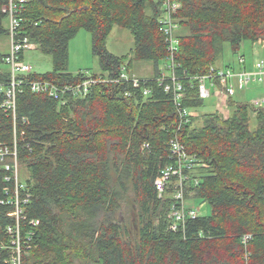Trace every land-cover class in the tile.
I'll use <instances>...</instances> for the list:
<instances>
[{"label": "trees", "instance_id": "1", "mask_svg": "<svg viewBox=\"0 0 264 264\" xmlns=\"http://www.w3.org/2000/svg\"><path fill=\"white\" fill-rule=\"evenodd\" d=\"M179 1L176 74L192 110L205 105L198 76L219 64L227 43L238 54L245 42H264V0ZM162 5L163 0L25 3L20 29L53 61L52 70L29 78L77 80L82 70H69L70 43L82 30L91 33L102 67L90 70L95 75H116L123 65L132 73L134 62L142 60L153 63L154 74L141 77L139 87L131 81L96 84L87 97L64 105L26 85L19 92L16 132L21 165L29 171L21 193H31L23 205V241L34 232L23 264H246V255L249 264H264V107L230 101L232 115L206 113L201 125L192 114L181 140L208 166L194 172L199 184L189 181L187 197L208 203L211 213L189 219L184 231L169 229L171 189L160 197L155 185L172 161L169 142L177 124L173 95L159 81L168 71ZM8 6L9 0H0V35L9 32ZM116 26L129 29L135 40L121 56L108 49ZM4 55L0 82L9 75ZM2 100L0 95V141L12 146L14 121ZM6 174L0 163V264L12 256L7 229L16 225L10 214L15 205L6 202L13 194Z\"/></svg>", "mask_w": 264, "mask_h": 264}, {"label": "built area", "instance_id": "2", "mask_svg": "<svg viewBox=\"0 0 264 264\" xmlns=\"http://www.w3.org/2000/svg\"><path fill=\"white\" fill-rule=\"evenodd\" d=\"M27 0H9L8 6V37L10 47L3 56V63L8 69L9 75L6 81L0 82V95L3 96L1 107L6 113L12 116L14 121L15 139L10 146L6 142L0 141V163L7 170L5 180L13 183L12 197H8L6 202L15 205V210L10 213L16 218V225H10L7 229L11 236L12 256L7 264H23V254L31 247L30 240L34 235L31 232L28 240L23 241L21 221L26 218L24 214V204L31 198V193L21 189L25 188V182L21 180V158L19 153V143L17 139V96L26 85L32 92L45 93L61 104H68L71 99L87 97L94 85L120 84L123 81H131L135 87H139L143 82L142 78L135 73H129L123 65L121 71L113 76L95 75L88 69L80 71L78 78L72 82H55L48 79H31L29 75L35 73L34 65L25 59L28 50L38 48V44L24 35L20 29L21 13ZM181 7L179 0H163L162 29L166 37L168 48L167 67L168 71L159 78L165 90L173 95L176 107V132L170 140L171 162L160 172L155 181V185L160 197L171 189L170 193L174 200L170 212L169 229L175 232L184 231L189 219H194L200 215L201 207L187 197L188 183L194 180V185L199 184V178L194 174L201 168H206L208 164L199 159L196 155L190 154L183 141L181 132L184 127L191 123L192 111L185 105L186 91L183 83L176 74V57L179 50V23L175 15ZM244 56H239V63H244ZM199 89L202 98L212 95V89H222L228 96H234L239 90L246 89L254 83H264V58H259L255 62L253 70L234 69L232 67H221L212 65L206 74L198 76ZM211 85V87L208 86ZM150 93L149 88L144 89V95ZM132 95L131 92H126ZM255 110L264 106V96L255 99L252 103ZM26 122V121H25ZM10 193V189L6 190ZM3 202V201H2ZM34 225L38 221H31ZM250 236H244V241ZM29 241V242H28ZM25 243V245H24ZM2 247H6L3 243ZM247 263L249 264L246 255Z\"/></svg>", "mask_w": 264, "mask_h": 264}, {"label": "rangeland", "instance_id": "3", "mask_svg": "<svg viewBox=\"0 0 264 264\" xmlns=\"http://www.w3.org/2000/svg\"><path fill=\"white\" fill-rule=\"evenodd\" d=\"M6 25L8 26V21H6ZM82 33H87V35L91 36V33L87 30H82ZM83 35V34H82ZM81 39V36H79L78 40H75L76 42ZM86 40V43H81V46H76V42L73 43L72 50H70V59H69V70L73 73L78 72L79 70H93L96 72H101L102 67L100 65L99 59L94 56L92 51V41ZM9 37L8 35H0V52L3 53L7 50V47L9 46ZM135 40L130 32L129 29L123 28L121 26H116L111 33L109 39H108V49L116 54V55H125L131 51V49L134 47ZM239 53H242V48ZM238 54H234L231 50L230 45L227 43L225 45V54H224V60L227 62L228 59L236 57ZM264 58V53L262 56ZM25 59L29 62H31L35 70L37 72L45 73L50 70H52L53 67V61L52 56L49 54L43 53L39 48L34 50H28L25 53ZM147 65H153L150 61H135L133 66V71L139 77H145V76H152L154 74L153 69L148 70L146 67ZM152 67V66H151ZM162 67L165 68V65L162 64ZM209 87H211L210 84H208ZM213 90V89H212ZM222 95H226V93L221 90ZM219 93V91H217ZM228 97V96H227ZM217 96L212 93V95L208 98H205V105L192 109V114L198 117L195 125H201V117L203 114L210 113L216 111L215 104L217 102ZM233 108L230 111H225L226 115H232ZM255 121H251L252 128L255 127ZM29 176V171L26 167L21 165V180L24 181ZM199 207H201L200 214L201 215H207L211 213V207L208 203H197Z\"/></svg>", "mask_w": 264, "mask_h": 264}, {"label": "crops", "instance_id": "4", "mask_svg": "<svg viewBox=\"0 0 264 264\" xmlns=\"http://www.w3.org/2000/svg\"><path fill=\"white\" fill-rule=\"evenodd\" d=\"M79 36H81V39H79V41L76 42L75 40H78ZM87 39L92 41V36L87 35V33H82V31H80L79 34L71 41L70 50H72V46H73L74 42H76V44H77L76 46L78 47L79 45L81 46V43H86ZM9 47H10V42H9V46L7 47V50L5 52H3L2 54H6L9 50ZM263 53H264V42L263 43L245 42L242 46V53H238V55H236V57L234 56L233 58L228 59L227 62L224 60V55H223V57L219 61V64H217V65L221 66V67H227L229 65L230 67L237 69V70H239V69L253 70L255 67L256 60H258L259 58H263V57H261ZM241 55L244 56V58H245V62L242 64L239 63V56H241ZM119 56H121V55H119ZM151 66L147 65L146 68L148 70L153 69V71H154V65H151ZM163 71H164V69H163ZM75 73H77V72H75ZM132 73H135V71H133V69H132ZM147 77H150V76H145L142 78H147ZM221 90L222 89H215V88H213V90H212V93L217 96V98H216L217 102L215 104V109H216V111L222 112L225 117H229V115L225 114V111H230L232 108H234V106L230 103V101L232 103L237 102V101H244V102L246 101V102L253 103L255 99H258V98L264 96V83H254L246 89L239 90L234 96H232L231 100H230V96H228L227 94L226 95L228 97L225 95H222L223 93L220 92ZM217 91H219V93H217Z\"/></svg>", "mask_w": 264, "mask_h": 264}]
</instances>
